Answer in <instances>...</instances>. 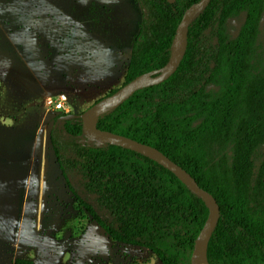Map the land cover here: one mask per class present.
<instances>
[{
	"label": "trees",
	"instance_id": "16d2710c",
	"mask_svg": "<svg viewBox=\"0 0 264 264\" xmlns=\"http://www.w3.org/2000/svg\"><path fill=\"white\" fill-rule=\"evenodd\" d=\"M199 1L138 0L143 20L124 86L171 60L184 13ZM96 126L158 149L216 199L209 264L264 263V0H212L190 23L175 74ZM82 135L83 115L50 132L78 205L113 241L147 249L161 264H191L207 203L156 161Z\"/></svg>",
	"mask_w": 264,
	"mask_h": 264
},
{
	"label": "rangeland",
	"instance_id": "374dc122",
	"mask_svg": "<svg viewBox=\"0 0 264 264\" xmlns=\"http://www.w3.org/2000/svg\"><path fill=\"white\" fill-rule=\"evenodd\" d=\"M0 0V264H161L109 238L70 193L50 145L59 117L124 88L138 0ZM68 97V113L54 109Z\"/></svg>",
	"mask_w": 264,
	"mask_h": 264
},
{
	"label": "water",
	"instance_id": "95a60500",
	"mask_svg": "<svg viewBox=\"0 0 264 264\" xmlns=\"http://www.w3.org/2000/svg\"><path fill=\"white\" fill-rule=\"evenodd\" d=\"M211 1L212 0H200L199 2L191 5L185 11L177 30L171 60L163 68L151 74L142 76L132 81L127 86H124V88H122L121 90L107 95L106 97L98 101L95 105H93L89 109V111L85 115H83L82 137H88L90 142L112 144L125 149H129L156 161L158 164L174 173L183 184H185L191 191L200 196L207 203L210 210L209 216L195 241L191 257V264H201L200 257L203 252L205 254L207 264H209L207 260L208 241L213 229L215 228L220 218V208L216 199L210 193L202 189L198 185L196 180L186 170L173 162L158 149L149 145L142 144L122 135L102 131L97 128L96 124L99 117H101L103 114L107 113L117 105L129 100L136 92L160 85L169 80L175 74V72L180 67L187 51L190 23L210 5ZM179 34L180 40L176 45ZM110 103L114 104L113 107L106 110L107 105ZM76 117L77 115L62 116L58 119V121L54 125V128H57L62 122L69 121Z\"/></svg>",
	"mask_w": 264,
	"mask_h": 264
},
{
	"label": "built area",
	"instance_id": "2783aa9c",
	"mask_svg": "<svg viewBox=\"0 0 264 264\" xmlns=\"http://www.w3.org/2000/svg\"><path fill=\"white\" fill-rule=\"evenodd\" d=\"M68 97L65 93H60L57 98L55 103H53L54 109L58 112H63V113H68Z\"/></svg>",
	"mask_w": 264,
	"mask_h": 264
},
{
	"label": "crops",
	"instance_id": "0c3cea01",
	"mask_svg": "<svg viewBox=\"0 0 264 264\" xmlns=\"http://www.w3.org/2000/svg\"><path fill=\"white\" fill-rule=\"evenodd\" d=\"M36 1L37 0H33V5L36 4ZM40 1H44L45 4L54 3L55 5H57L59 3V0H40ZM63 1L65 2L67 0H63ZM112 1H117V0H81V2L84 3V5L97 4V5H100V6H103V5L107 4V2H112Z\"/></svg>",
	"mask_w": 264,
	"mask_h": 264
},
{
	"label": "bare ground",
	"instance_id": "6f19581e",
	"mask_svg": "<svg viewBox=\"0 0 264 264\" xmlns=\"http://www.w3.org/2000/svg\"><path fill=\"white\" fill-rule=\"evenodd\" d=\"M179 40H180V34L178 35V38H177V41H176V45L179 43ZM113 105H114L113 103L108 104L107 107H106V110L110 109L111 107H113ZM94 123H95V121H94ZM200 263L201 264H207L204 252L202 253V255L200 257Z\"/></svg>",
	"mask_w": 264,
	"mask_h": 264
}]
</instances>
